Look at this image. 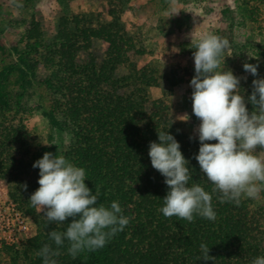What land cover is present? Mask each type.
<instances>
[{
  "label": "trees",
  "instance_id": "trees-1",
  "mask_svg": "<svg viewBox=\"0 0 264 264\" xmlns=\"http://www.w3.org/2000/svg\"><path fill=\"white\" fill-rule=\"evenodd\" d=\"M253 1L261 5L264 0L247 3ZM122 3L109 0L111 22L99 18L95 26H81L75 18H63L49 41L36 30L25 32L26 43L11 45L16 61L4 63L0 70V180L8 184L16 206L33 218L36 227L21 250H16L12 263L43 264L38 255L41 248L51 244L57 250L48 234L65 231L72 219L50 224L30 204L31 194L40 187L39 169L33 164L41 157L33 150L36 138L27 129L22 112L10 109L12 99L16 103L21 99L10 87V74L16 71L15 81H20L23 90L27 81L47 90L52 99L47 119L53 127L68 130L72 141L64 156L85 169V184L98 195L97 204L110 207L117 201L129 218L123 231L95 252L85 251L73 259L65 241L54 257L56 264H252L256 257L264 256V221L242 196L238 204L221 202V194L212 191V183L194 158L200 142L170 115L171 88L162 89L158 96L151 94L150 88L159 86L157 68L138 65L135 56L145 54L146 49L135 45L133 35L119 24ZM237 5L244 4L237 0ZM257 11L248 7V13L239 17L243 24H255L264 39V16ZM3 46L0 42L1 49ZM245 50L258 65L259 74L249 75L239 85L251 112L253 105L247 100L252 81L264 78V40L246 44ZM119 66L126 72L117 74ZM40 68L44 75L37 74ZM159 131H168L179 142L189 162V186L198 183L212 196L215 221L194 214V220L188 222L159 211L168 187L148 155L149 143L158 142ZM201 244L210 249L208 254L215 261L202 260Z\"/></svg>",
  "mask_w": 264,
  "mask_h": 264
},
{
  "label": "clouds",
  "instance_id": "clouds-1",
  "mask_svg": "<svg viewBox=\"0 0 264 264\" xmlns=\"http://www.w3.org/2000/svg\"><path fill=\"white\" fill-rule=\"evenodd\" d=\"M194 47L191 99L193 114L201 121L196 129L200 147L194 158L201 173L212 183V191L221 194L220 201L238 204L242 195L255 198L264 186V158L254 154L257 147L264 149V78L252 81L247 103L253 105V111L249 112L240 94L241 78L221 68L220 57L229 41L206 34ZM243 69L254 77L259 75L258 65L244 63ZM157 135L158 142L149 143L148 155L152 167L165 178L168 187L159 211L165 217L177 216L188 222L194 220V214L215 221L212 196L198 183L189 186V162L179 142L168 131H159ZM33 168L39 169L40 187L29 198L31 206L40 208L50 224H64L67 218H72L65 231L52 230L48 234L57 250L45 244L38 253L43 264H56L54 257L65 241L68 254L75 259L82 252L102 249L128 225L129 218L123 215L119 202L113 201L110 207L98 205V195L85 184V169L63 155L45 152ZM23 187L27 189L26 184ZM200 249L202 260L215 261L205 244ZM252 264H264V256L256 257Z\"/></svg>",
  "mask_w": 264,
  "mask_h": 264
},
{
  "label": "rangeland",
  "instance_id": "rangeland-1",
  "mask_svg": "<svg viewBox=\"0 0 264 264\" xmlns=\"http://www.w3.org/2000/svg\"><path fill=\"white\" fill-rule=\"evenodd\" d=\"M249 1V0H248ZM124 6L119 24L134 37L137 46L143 45L145 54L135 56L138 65L148 64L157 68L158 87H151L153 96L162 89L171 88L170 115L184 125L186 131L197 141L201 121L193 114L190 81L195 75L193 46L201 36L215 34L229 41V47L220 57L221 68L246 81L250 73L243 69L244 63L254 64L253 57L247 54L245 45L264 40L258 34L255 24H243L239 15L247 14V8L257 9V15L264 16V1L247 3V0H122ZM109 0H0V70L3 64L16 61L11 45L24 44L28 40L25 32L36 30L45 41L57 32L63 18H75L81 26H95L99 18L111 22L107 13ZM247 3V4H245ZM22 5V7H17ZM70 27H74L69 22ZM28 33V32H27ZM104 47V42H101ZM117 74L126 72L119 66ZM38 75H44L42 68ZM18 73L10 74L12 92L21 99L10 101V109L22 112L27 129L35 136L34 151L42 158L45 152L63 155L71 139L66 128L53 127L46 115L51 97L38 83L27 81L24 90L20 81H15ZM9 109V110H10ZM187 116V117H183ZM187 119V120H182ZM213 143V141H207ZM54 146L50 149V146ZM254 154L264 158V149L257 147ZM65 157V156H64ZM260 182H257L259 184ZM264 221V186L255 198L242 195ZM252 209V208H251ZM37 211L42 212L37 207ZM18 212V213H17ZM23 218L24 227L19 230H5L6 222L14 214ZM9 220H7V217ZM35 223L30 215H25L16 206L9 193L8 184L0 180V264H13L16 250H21L25 240L35 233ZM7 246V247H5Z\"/></svg>",
  "mask_w": 264,
  "mask_h": 264
},
{
  "label": "built area",
  "instance_id": "built-area-1",
  "mask_svg": "<svg viewBox=\"0 0 264 264\" xmlns=\"http://www.w3.org/2000/svg\"><path fill=\"white\" fill-rule=\"evenodd\" d=\"M18 213V212H17ZM14 214L11 218H10V222H6V226H5V230L7 231H13V230H19L21 228L24 227V220L23 218L18 215V214ZM7 220H9L8 216L6 217Z\"/></svg>",
  "mask_w": 264,
  "mask_h": 264
}]
</instances>
